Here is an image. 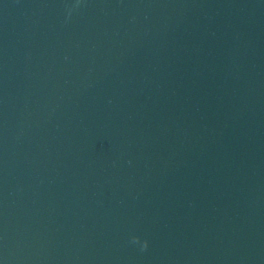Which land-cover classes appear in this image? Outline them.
I'll return each instance as SVG.
<instances>
[{"label": "water", "instance_id": "1", "mask_svg": "<svg viewBox=\"0 0 264 264\" xmlns=\"http://www.w3.org/2000/svg\"><path fill=\"white\" fill-rule=\"evenodd\" d=\"M0 264H264V0H0Z\"/></svg>", "mask_w": 264, "mask_h": 264}, {"label": "clouds", "instance_id": "2", "mask_svg": "<svg viewBox=\"0 0 264 264\" xmlns=\"http://www.w3.org/2000/svg\"><path fill=\"white\" fill-rule=\"evenodd\" d=\"M132 240H133V241H136V240H138V237L133 236V237H132ZM142 247H143V248H146V247H147V241H144V242H143Z\"/></svg>", "mask_w": 264, "mask_h": 264}]
</instances>
